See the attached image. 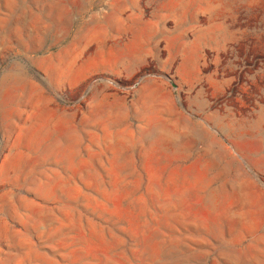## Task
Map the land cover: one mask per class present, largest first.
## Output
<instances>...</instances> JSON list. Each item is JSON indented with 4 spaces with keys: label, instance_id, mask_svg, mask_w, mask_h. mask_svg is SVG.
Segmentation results:
<instances>
[{
    "label": "rangeland",
    "instance_id": "1",
    "mask_svg": "<svg viewBox=\"0 0 264 264\" xmlns=\"http://www.w3.org/2000/svg\"><path fill=\"white\" fill-rule=\"evenodd\" d=\"M0 264H264V0H0Z\"/></svg>",
    "mask_w": 264,
    "mask_h": 264
}]
</instances>
